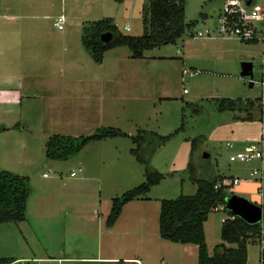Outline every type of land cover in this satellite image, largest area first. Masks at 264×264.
I'll return each instance as SVG.
<instances>
[{"label":"rangeland","instance_id":"374dc122","mask_svg":"<svg viewBox=\"0 0 264 264\" xmlns=\"http://www.w3.org/2000/svg\"><path fill=\"white\" fill-rule=\"evenodd\" d=\"M183 1L186 22H197L196 30L204 27L215 30L216 18L227 0ZM148 3L149 0H0V11L1 6H4L7 14L18 16L25 22L30 21L27 20L29 18L39 21L51 18V21L43 22L47 23L48 34L57 50L61 48L58 40L61 31L52 24L59 15L66 18L61 33L70 31L78 34L80 30L76 25L82 21L112 19L122 35L140 37L144 33L142 12ZM253 3L264 6V0H253ZM0 13L2 17V11ZM256 27L259 31L264 30L258 22ZM121 51L130 54L126 48ZM263 52L264 43L261 41L240 42L235 38L217 35L216 30L211 37L192 39L183 36L175 44L144 51V59H128L125 62L128 66L139 68L137 76L142 77L143 83L140 79H135L139 81L138 84L127 80V85L134 86L133 93L123 99L120 97L109 113L105 102L100 110L95 105L93 113L84 118V125L79 124V117L71 113L73 110L66 108L65 111H69L67 114L75 118H68L70 122L60 121L56 126H45L42 114L45 107L39 98H31L17 105L15 110L21 113V117H17L22 124L26 120L34 133L29 141V150L26 151L30 154L24 152L19 156L13 153L9 159H1L0 146V171L31 178V193L27 200V221L0 224V259L29 257L36 258L33 260H37V264H58L57 260L63 257V249L71 246L72 256L77 260L60 264H101L82 262L80 259L97 256L99 249L105 247V228H102L101 234L98 222H103L106 227L112 200L145 182V166L139 164L132 155L131 150L135 145L129 138L121 137L100 144L91 142L66 161L48 160L46 144L53 135L87 136L98 128L109 127L131 135L145 131L162 137L171 136L152 157L149 165L162 174L163 179L146 195L150 200L125 205L120 218V230H116L111 239L114 242L122 240L125 247L143 246L147 249L143 253L140 250L128 253L139 259V264H165L160 252L174 243L160 238V201L194 195L197 185L193 179L244 178L257 165L255 161L232 162L229 157L241 151L248 142L256 140L260 131L256 107L261 93ZM58 56L60 61L68 60L67 54ZM8 57L13 58V53H8ZM244 63H251L253 67L248 76L242 75ZM82 64L88 72L91 66L94 71L98 65L86 50ZM188 70H194L196 74L191 77L186 73ZM159 78L160 81L164 78L163 88L161 83L160 86L158 84ZM250 80H253V86H250ZM184 90L187 92L184 93ZM223 99L241 101L243 105L253 104V107L222 111L219 104ZM250 113L252 118L247 119ZM92 114H95V119ZM44 132L51 134L42 137ZM154 141L153 136L149 137L148 144L141 151L143 157H148L147 153ZM230 143L233 149L229 147ZM204 154L208 157H204ZM27 157L32 160L28 165L22 161ZM71 172L76 173V178L70 176ZM44 174L48 178L44 179ZM256 189L255 182H243L233 189V193L254 204L259 202ZM55 195L56 199L53 198ZM42 196H47V202H57L54 218L49 217V214L46 217L42 215V218L31 215L33 210L42 213L37 203ZM42 204L40 202L39 205ZM96 212H99L100 221L97 220ZM129 212L145 216L147 224L143 229L131 228L124 215ZM222 218V212H211L204 223L205 243L210 255L214 253L215 247L223 243ZM254 240L252 237L247 241L248 264H256V259L258 261L259 248ZM182 253L175 257H181ZM186 259V264H195L197 258Z\"/></svg>","mask_w":264,"mask_h":264},{"label":"crops","instance_id":"0c3cea01","mask_svg":"<svg viewBox=\"0 0 264 264\" xmlns=\"http://www.w3.org/2000/svg\"><path fill=\"white\" fill-rule=\"evenodd\" d=\"M1 11V159H9V156L13 155V153L20 156L21 153H24L29 150V141L30 138L34 136V133L32 130H30L26 120L23 124L21 123V120H19V116L17 117V115H20L21 117V113L19 114V111L15 110V107L17 105H21L25 100H29L31 98L41 99L43 107H45L43 108L42 113L44 117L45 126H49V124H53L54 126L60 121H69L68 118L70 117L75 118L67 114L69 113L70 109L73 110L71 111V113L74 116L79 117V124L84 125L86 121L84 120V118L88 114L91 115L90 113L92 112L93 107L95 105L96 108H99L100 110L102 104L105 102L106 106L109 109L107 110V112L109 113L112 111V109H114V103H116V101L120 97L121 99H123L129 96L131 92L133 93L134 86L127 85V80H131L132 83L138 84L139 81H136L135 79H140L143 83L142 77L139 78L137 76V71H139V68H133L131 66H128L125 62L128 59H131L133 61L142 60L145 58L144 54L141 59H134L132 58L131 51L124 46L116 47L106 51L104 53L103 60L101 63H96L94 61L96 64H98L96 65L97 67L94 68V71L92 66L89 72L87 71L85 66L82 64L84 60L85 49H83V51L81 50V37L83 27L91 22H79L76 25V28L80 30L78 34H72L70 33V31L68 33H61L63 28L61 30L58 29L59 31H61L58 35V40L61 43V48H58L56 50L54 48L55 42L52 37L48 34V30L46 27L47 23L43 22H47L49 19L51 21V18L46 17V19L39 21L35 18L27 19L26 17V19L30 21L25 22L18 19V16L7 14V8L4 6H1ZM52 26L56 27L55 22H53ZM123 48H126L130 54L128 55L124 53V51H121ZM8 53H13L14 57H8ZM63 53L68 55V60L65 62L60 61L58 59V55ZM71 76H73L72 79ZM190 76L192 77V75ZM163 81L164 78H162L161 81L159 78L158 84L160 86L161 83L162 88L165 86ZM161 98L164 99L165 97ZM66 108H68L69 111H65ZM74 111H77L78 113ZM92 115L95 119V114ZM48 133L51 134V132H47V134L46 132H44L42 134V137H47ZM126 134H128L129 136H135L129 133ZM116 139L118 138L106 139L97 142L95 141L92 143L99 142L100 144L104 141ZM158 151L159 150H157V152ZM26 153L30 154V152ZM22 161H24L27 165L32 162L29 157H27L26 160ZM73 173L74 175H72ZM70 176L72 178H76L77 175L75 172H71ZM43 178H48V176L44 174ZM28 179L31 193V178L28 177ZM82 179L83 178H81L80 180ZM53 198L56 199V195ZM46 200L48 201L47 196H42L38 198L37 203L38 206H41L40 209L42 210V213H37L33 210L31 215L33 214L34 218H42L43 216L46 217V214H49V217L54 218V211L55 207L57 206V202L54 204L53 201L47 202ZM140 200L144 201L150 199L146 198ZM140 200H134L132 202ZM40 202H43V204L39 205ZM129 203H127L126 206ZM27 207L28 206L26 204L25 221H27L28 219V217L26 216ZM53 207L54 209L51 210ZM123 213L124 212L122 209L119 218L111 228H107V226L104 227L103 222H98V229L100 230L101 234L104 230L103 239L105 240V247H102L103 249H99L97 256H86L81 258L80 261L87 263L101 262V264H121L122 262H124V264H139V259L129 256L128 253H131L134 250H140L141 252L145 250L147 252V249L143 248V246L125 247L122 243V240H116L118 242H114L111 240L112 235H114V232L116 230H120V218H122ZM129 213H125L124 215L126 216L127 223L130 224L131 228L136 227L138 230L143 229L145 224H147L145 216L140 215L138 212L134 213V215H132V212ZM108 214H110V212H108ZM95 215H98L97 220L100 221L99 212H96ZM88 220H90V217L88 218ZM102 228L105 229L102 230ZM254 243H256L255 240ZM226 247L235 248L236 245H226ZM72 248L73 247L70 246L66 249H63V257L57 260L58 264L72 263L77 260L74 256H72ZM165 248H167V250H164V252H160V254L162 255L161 260L165 264H186L185 262L188 261L186 259L187 257H189V259L191 260H194L193 257L197 258L195 260V264H198V248L195 245H178V243H174L173 245H168ZM179 253H182V255H180L181 257H175V255ZM45 254L48 253L45 252ZM32 255H34L35 257L34 253ZM48 257L49 259H53L51 256ZM122 257L123 259L118 261ZM6 258L16 260L12 257ZM20 259L30 258L22 257ZM257 263L258 262L256 259V264ZM246 264H248L247 259Z\"/></svg>","mask_w":264,"mask_h":264},{"label":"trees","instance_id":"16d2710c","mask_svg":"<svg viewBox=\"0 0 264 264\" xmlns=\"http://www.w3.org/2000/svg\"><path fill=\"white\" fill-rule=\"evenodd\" d=\"M121 2L122 0H115ZM142 12L144 33L140 37L122 35L112 19H102L85 25L82 29V45L96 63H101L104 53L116 47L124 46L132 53V58L141 59L143 52L167 44H175L186 32L196 27L197 22L185 21L183 0H149ZM146 12V13H145ZM111 34L109 42H103L101 35ZM253 104L223 99L219 109L242 110ZM252 118L251 113L247 119ZM153 136L148 157L141 151ZM129 138L135 145L131 150L135 160L145 166L146 180L133 190L112 200L110 214L106 221L108 228L113 227L123 207L134 200L146 199L151 188L158 185L163 175L150 165L153 155L171 138L162 137L153 132L140 131L135 136L115 128H98L90 135L71 136L53 135L46 144L48 160L66 161L85 148L89 143L112 138ZM195 141L192 142V146ZM150 146V145H149ZM148 146V147H149ZM197 191L192 196H179L175 200H161L159 213V235L161 239L178 243L195 245L198 248V264H246L247 241L258 233L257 225H250L240 218L222 224L221 238L223 243L209 254L205 243L204 223L212 209L225 204L230 194L225 187L216 188L222 179H193ZM30 194L29 179L8 171H0V224L21 223L25 221L26 204ZM226 245H236L227 248ZM14 259L1 258L0 264H10Z\"/></svg>","mask_w":264,"mask_h":264},{"label":"built area","instance_id":"2783aa9c","mask_svg":"<svg viewBox=\"0 0 264 264\" xmlns=\"http://www.w3.org/2000/svg\"><path fill=\"white\" fill-rule=\"evenodd\" d=\"M260 23L264 29V6H259L251 3L250 6L245 3H241L239 0H227L224 6L216 18V34L226 37L235 38L240 42L245 43H264V30L259 31L256 27V23ZM65 23V17L63 15L58 16L55 21L57 29L61 30ZM128 30V26L125 27ZM215 30L208 27H204L202 30L193 29L186 32L185 36L192 39H203L204 37H211L215 34ZM264 53V52H263ZM186 73L194 75L196 72L188 70ZM186 73H183L185 75ZM253 80H250V84L253 86ZM261 93L257 102V117L260 126V131L256 140L248 142L244 148L236 153L230 155L229 160L234 161H255L257 165L252 168L248 174V177L240 178L231 176L229 179H222L216 185V188L225 187L228 194L234 195L233 189L243 182H255L257 185L256 193L259 198L258 203L254 205L261 209V219L256 224L258 226V233L255 236V241L258 245V263L264 264V61H263V73L261 79ZM187 91L184 90V93ZM229 147L233 149L232 143ZM74 175V173L72 174ZM222 212L224 218L221 219V223L227 221H234L237 216L231 214L226 210L225 204L212 209V212ZM20 261V262H19ZM37 260L33 259H21L15 260L10 264H37Z\"/></svg>","mask_w":264,"mask_h":264},{"label":"water","instance_id":"95a60500","mask_svg":"<svg viewBox=\"0 0 264 264\" xmlns=\"http://www.w3.org/2000/svg\"><path fill=\"white\" fill-rule=\"evenodd\" d=\"M252 0H247L246 5L250 6ZM101 40L103 42H109L111 40L110 33H104L101 35ZM253 67L251 63H244L242 65V75L248 76L252 73ZM250 86H252L250 84ZM204 157H208L207 154H204ZM225 207L228 212L237 216L238 218L242 219L246 223L250 225L257 224L261 219V209L254 205L253 203L249 202L248 200L238 196V195H231L225 201Z\"/></svg>","mask_w":264,"mask_h":264}]
</instances>
